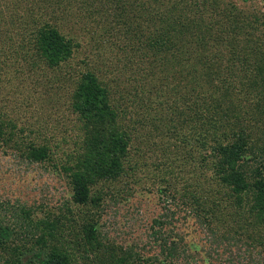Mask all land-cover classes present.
<instances>
[{
    "label": "rangeland",
    "instance_id": "rangeland-1",
    "mask_svg": "<svg viewBox=\"0 0 264 264\" xmlns=\"http://www.w3.org/2000/svg\"><path fill=\"white\" fill-rule=\"evenodd\" d=\"M47 1L0 0V237L6 226L11 235L0 242V257L15 255L25 264L38 252L34 236L52 232L42 226L35 230V223L46 221L58 227L56 242L77 261L89 255L93 264H124L122 259L132 256L130 264H147V258L164 257L161 240L156 241L164 236L168 247L177 246L173 252L178 264L264 262V249L246 239L247 222L238 226L239 219L232 216L242 210H235L225 190L211 180L212 164L193 170L192 160L171 159L177 146L182 147L177 138L188 131L181 129L173 105L184 113L182 121L186 113L193 115V99L217 85L221 89L215 97L241 104L239 92L228 87L245 74L252 77L256 63H261L264 81V0H186L171 10L178 0H123L126 10L111 0H58L55 8ZM183 5L182 21H193L196 29L191 35L177 30L161 36L167 32L160 25L163 18L152 23L157 19L153 16L163 13L168 20V15L181 14ZM43 21L76 46L58 70L48 68L33 50L34 31ZM27 51H32L33 66L25 58ZM88 71L113 92L132 147L125 171L97 182L89 202L81 205L73 200L70 176L85 158V130L70 102ZM194 72L200 79L198 90L186 77ZM209 73H214L211 85ZM165 102L166 107L159 104ZM249 104H241L239 111L250 109ZM151 107L154 113L148 116ZM247 117L248 132L258 139L264 125ZM36 146L48 147L46 160L29 161ZM90 218L98 219L100 246L93 250L87 245L89 252L84 253L79 248L86 240L76 239L71 230L61 234V225L75 221L83 228ZM249 242L258 244L256 250ZM6 243L9 248L1 249Z\"/></svg>",
    "mask_w": 264,
    "mask_h": 264
},
{
    "label": "trees",
    "instance_id": "trees-1",
    "mask_svg": "<svg viewBox=\"0 0 264 264\" xmlns=\"http://www.w3.org/2000/svg\"><path fill=\"white\" fill-rule=\"evenodd\" d=\"M111 1L114 2L116 8L126 10V1ZM182 1L186 0L172 2L169 7L170 10L173 6L175 8L179 7L177 5ZM47 2L54 5V8L58 5V0H54V3L50 0ZM182 7L185 6L180 7V12ZM182 14L184 13L181 12L177 16L168 15V20L166 19L167 17L163 16V13H161L159 18L155 14L153 18L157 19H151V22L153 23L163 18V22L160 25L163 26L162 30L166 28L167 32L162 33L161 36L165 35V33L168 34L170 31L177 32V30L182 36L191 35L196 29V24L190 20L182 21ZM33 36L35 41L33 50H37L39 56L47 63L48 68L58 70L62 63L68 62L75 53L74 49L76 46L73 41L63 35L49 21L41 22L34 31ZM214 41L217 42L216 47L220 45L218 39H214ZM256 52L257 49L256 51L254 50V54ZM31 53L32 51H27L26 56L24 55L27 61L31 60ZM30 62L31 66H33L32 60ZM256 64H258L256 68L251 70L253 71L252 77L245 74L246 78L244 80L240 79L239 82L228 87L229 89L232 88V91L236 89L239 92L238 98L242 99L241 104L243 106L247 107L246 104L249 101L250 109H246L247 111H239L240 108L243 109L241 104H227L224 100L215 97L214 93L216 90L221 89L220 87L218 88V85L202 92L206 96L194 98L191 106L196 109L193 115H187L186 113L184 115L185 119L183 118L182 121L181 117L184 113H179L177 104L173 105L172 108L175 109L172 113L177 114L180 118L181 129L184 127L188 131L177 138L178 140L181 138L179 146L182 147L179 148L177 146L175 155L171 159H174L173 163L192 160L193 170H198L201 165L207 163L212 164L210 168L213 171L214 178L211 180L214 183L216 181L215 184L219 190L221 188L225 190V197L232 201L235 210L238 208L242 210L243 216L238 212L232 214L233 217L239 219L238 222L235 220V223L238 226H242V221L247 222V227L245 226L244 229L245 231L247 230V233H245V235L247 234L246 239L248 241H257L264 249V133L258 139H254L247 128L249 120L247 116L255 123L264 125V111L262 109L264 105V90L262 86L264 81L261 78V63ZM186 77L189 78V82L193 84L195 90H198L200 85L199 75L194 72L190 76L187 74ZM206 77L210 79L209 82L211 83L209 85L214 84V73H209ZM174 90L180 92L179 87ZM112 96L113 92L111 89L99 80L94 71H88L82 75L72 95L71 108L83 123L85 130L84 144H86L83 147L85 158L77 163L76 169L73 170L70 176L73 200L77 204L84 205L89 202L92 187L97 182L104 179L117 178L125 171L126 161L129 158L132 147V138L130 130L121 125L122 111L120 107H116ZM175 102L178 103V101ZM159 104L167 106L166 102ZM146 110L148 116L154 113L152 107ZM160 111V109L156 110V112ZM169 120L172 119L169 117ZM139 122L144 123V119ZM192 123L195 125H192ZM5 125L9 126L8 123H5ZM236 126H239L240 129H236ZM3 127V124L0 123V136L4 134ZM8 135L13 134L8 132ZM48 151V147L45 146L33 147L29 153V161L39 162L46 160ZM178 156H183L182 160ZM183 166L185 167V165ZM180 169L183 172V167ZM185 197L190 198L191 196ZM94 200L99 202L100 197ZM215 207H217L216 204ZM215 207L212 211L217 210ZM97 222L98 219L90 218L87 224L83 225V228L76 224L75 221L63 222L60 233L64 234L66 232L64 229L71 230V233H77L74 236L76 239L86 240L84 245L81 242L79 249L82 250L83 248L84 253H88V246H91L93 250L100 246L97 241ZM53 224L46 221H38V223L34 224L35 230L42 226L44 230L52 232L45 236L43 233L34 236V238L38 237L35 240V243L38 244V252L30 257L25 264H89V261L91 264L94 263L89 255L81 256L80 261L71 257L63 249L65 245L56 242L55 233L53 232H55V227L57 226ZM2 232L0 242L11 236L10 228L7 226ZM158 240H161L159 241V246L162 250L161 255L164 257L162 259L159 258V260L158 257L160 255H157L158 257H154V259L147 258V264H178L175 260L177 256L173 252L177 246L172 244L174 246L168 247L169 241L164 236L156 241ZM250 244L256 250L258 244ZM1 246V249L3 248L4 250L9 248L7 243ZM86 246L88 247L87 251L85 250ZM253 248L251 247L250 249ZM163 252H165V255L168 254V256H165ZM14 256H1L0 264H22ZM131 258L132 256L122 260L124 264H130ZM136 258L140 261L138 257H135L134 261ZM151 259L154 260L152 261L153 263L150 262ZM1 260L4 261L2 262ZM119 264H121L120 261ZM254 264L257 263L254 262ZM258 264H264V262L258 261Z\"/></svg>",
    "mask_w": 264,
    "mask_h": 264
}]
</instances>
